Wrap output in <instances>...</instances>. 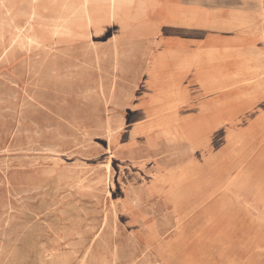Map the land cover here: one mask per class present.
Masks as SVG:
<instances>
[{
	"label": "rangeland",
	"instance_id": "1",
	"mask_svg": "<svg viewBox=\"0 0 264 264\" xmlns=\"http://www.w3.org/2000/svg\"><path fill=\"white\" fill-rule=\"evenodd\" d=\"M138 5L88 27L78 0H0V264H243L252 240L264 264V207L229 186L237 165L264 181V0ZM228 41L255 56L183 65Z\"/></svg>",
	"mask_w": 264,
	"mask_h": 264
},
{
	"label": "bare ground",
	"instance_id": "2",
	"mask_svg": "<svg viewBox=\"0 0 264 264\" xmlns=\"http://www.w3.org/2000/svg\"><path fill=\"white\" fill-rule=\"evenodd\" d=\"M78 1H79V12H80L81 17L83 19V22L89 27V26H92L94 24V14L97 13L96 10L99 7H103V6L106 7L107 12L109 13L110 17L113 18L116 16L117 12L120 11L123 7L130 5L132 3H135V2H136V4H139L138 6H143L149 0H78ZM191 10H193V12H191V14L196 19L205 20L207 18L206 13H203L199 9L191 8ZM95 11H96V13H95ZM173 25H175V24H173ZM243 25H244V20L242 18H239L238 16H233V17L229 18V21L225 22L224 26L219 28V29H221L224 32H230V31L236 30L238 28H241ZM255 54H256V50H254L251 47L246 48L245 51H241V50H238L237 48H235V45L231 44L229 41L226 43L211 42V43L207 44L202 51L197 52V55H193L189 59L185 60L186 62L183 65L184 66H190V67L193 65H205V66H207V65L219 63L220 61H227L230 58H235L239 62L241 61V62H247L248 63L249 61L252 60V58H253V56H255ZM248 65L245 66V68H247L246 72L257 74V70L255 69L254 71H250L248 68ZM227 81H228V79L224 80L223 77L213 78V77L205 76L199 82V85H200L199 87H200L201 91H203V93L218 94V93L223 91V88H222L223 84ZM178 96H179V91L176 92L175 88H170L169 93L163 95V98L165 97V99H167L168 101H173V103L168 107L170 110H177L179 108V106H181L182 102H180V100L178 99L179 98ZM24 107H26V106H24ZM8 110L9 109H7V111ZM175 123H176V120L171 118L169 120V122L167 123V126L172 127V126H174ZM166 135L168 136L169 141H177V137H175L176 135H174L173 133L167 132V134H165V136ZM53 147L57 149V147H55V145H53ZM46 148L47 147H45V149ZM54 148H52V149H54ZM52 149H50V150H52ZM27 157H29V156H27ZM35 157H37V156H35ZM74 164H75V162H74ZM105 168H106L107 172H110V168H111L110 163H107L105 165ZM235 169H236L235 176L233 178H231V177L229 178V186H233L235 188V190H237V191H241V192H244L247 194H252L256 198V203L260 204L262 207H264V181L260 180L259 182H256L252 178V176L246 171L244 166H242V165H237ZM191 177H197V176L193 175V174L189 175L187 173V171H185L184 169H180L178 172L173 173V175L169 181L164 182L165 184H167V190L165 191V195H164L165 199L173 207L182 208V207L187 206L188 203L186 202L184 194L187 190V188H186L187 182L189 181V179ZM262 218L264 219V213L262 214ZM0 220H2V219H0ZM5 224H8V222ZM78 237H79V234H78ZM7 249H8V247H7ZM260 249H261V245H259L257 242H255V240H252L251 242H247L246 244H244L243 252L248 254L249 256L243 264H260V262H261V260H259L260 259V255H259ZM16 262L18 263L20 261H16ZM13 263H15V262H13ZM81 264H83V263H81Z\"/></svg>",
	"mask_w": 264,
	"mask_h": 264
}]
</instances>
